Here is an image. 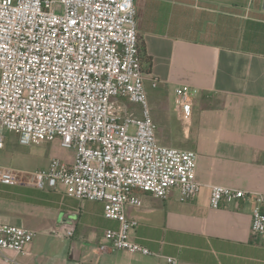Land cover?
I'll return each mask as SVG.
<instances>
[{"label": "crops", "instance_id": "crops-1", "mask_svg": "<svg viewBox=\"0 0 264 264\" xmlns=\"http://www.w3.org/2000/svg\"><path fill=\"white\" fill-rule=\"evenodd\" d=\"M134 6L148 103L164 117L156 138L196 153L199 194L182 203L174 189L164 200L138 192L142 206L126 208L137 223L132 240L155 257L98 251L105 231L118 229L101 202L78 200L61 185H0V216L36 233L23 254H7L17 264H166L162 257L180 264H264V246L251 233L254 203L209 206L212 185L264 196V0H134ZM181 85L198 90L188 121L176 109ZM24 148L20 168L0 165L35 171L53 158L68 165L75 158L59 140ZM67 225L75 227L71 238L63 235Z\"/></svg>", "mask_w": 264, "mask_h": 264}, {"label": "built area", "instance_id": "built-area-1", "mask_svg": "<svg viewBox=\"0 0 264 264\" xmlns=\"http://www.w3.org/2000/svg\"><path fill=\"white\" fill-rule=\"evenodd\" d=\"M134 0H0V151L4 131L29 147L59 140L74 149L71 165L53 158L44 169L23 171L0 165V185L39 190L58 185L81 201L103 204L104 217L118 223L106 230L100 253L158 255L136 243V221L126 208H139L138 192L164 200L170 189L182 203L193 201V151L161 145L145 90ZM152 87L157 79L151 78ZM176 109L191 118L198 90L176 88ZM138 107V111L128 108ZM210 208L227 202L254 203L251 233L264 246V196L212 185ZM74 225L63 228L71 238ZM36 233L0 216V264H17ZM166 264H180L162 257Z\"/></svg>", "mask_w": 264, "mask_h": 264}, {"label": "rangeland", "instance_id": "rangeland-1", "mask_svg": "<svg viewBox=\"0 0 264 264\" xmlns=\"http://www.w3.org/2000/svg\"><path fill=\"white\" fill-rule=\"evenodd\" d=\"M150 102H151V98ZM151 108V117L157 127V135L159 136V126H162V120L164 117L161 116L154 108L151 103L149 104ZM172 114V113H171ZM165 132V131H163ZM2 138L5 141V147L2 151H0V164H3L8 167H18L20 168L21 154L25 152L26 148L20 146L17 143L15 134L4 131L2 134Z\"/></svg>", "mask_w": 264, "mask_h": 264}]
</instances>
